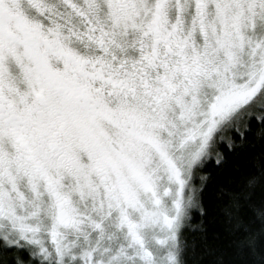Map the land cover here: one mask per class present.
I'll use <instances>...</instances> for the list:
<instances>
[{
	"label": "snow or ice",
	"instance_id": "obj_1",
	"mask_svg": "<svg viewBox=\"0 0 264 264\" xmlns=\"http://www.w3.org/2000/svg\"><path fill=\"white\" fill-rule=\"evenodd\" d=\"M0 264H264V0H0Z\"/></svg>",
	"mask_w": 264,
	"mask_h": 264
}]
</instances>
